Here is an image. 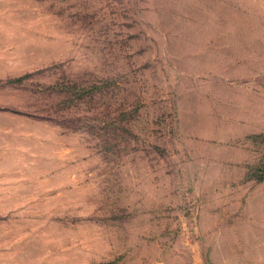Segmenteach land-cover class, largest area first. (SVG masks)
Segmentation results:
<instances>
[{
	"label": "rangeland",
	"instance_id": "1",
	"mask_svg": "<svg viewBox=\"0 0 264 264\" xmlns=\"http://www.w3.org/2000/svg\"><path fill=\"white\" fill-rule=\"evenodd\" d=\"M0 264H264V0H0Z\"/></svg>",
	"mask_w": 264,
	"mask_h": 264
}]
</instances>
